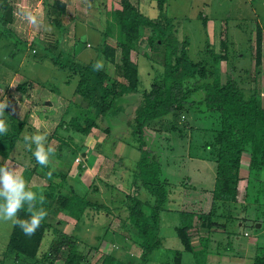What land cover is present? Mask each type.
<instances>
[{
  "label": "rangeland",
  "instance_id": "374dc122",
  "mask_svg": "<svg viewBox=\"0 0 264 264\" xmlns=\"http://www.w3.org/2000/svg\"><path fill=\"white\" fill-rule=\"evenodd\" d=\"M8 2L10 3L8 0H0V8L2 4H8ZM21 2L23 0L11 1L14 8H18L16 6ZM24 2L25 8L20 9L23 11L22 18L24 20L22 22L26 23V26L27 24L31 25L30 28H26L30 29V34H25L22 39L25 44L17 43L12 37L0 33V102H8L9 105L10 100L19 98L22 102V99H25L24 106L21 110L18 109L16 121L24 120L25 123L28 121L27 117H23L22 114L28 113L26 109L33 108L32 103L38 104L39 107L36 114L31 117V122L37 124L34 121L38 119L47 121L49 119L50 121L48 126L45 124L43 128H39L43 129L42 132L47 133L48 138L51 136L50 143L56 148L55 154L50 157L51 163L47 169L59 176L51 174L49 177L48 170L36 166L37 176H34V184H39V186L30 188L36 191L39 196L43 194L42 186L44 187L49 182L55 184L61 181L62 176L63 188H60V195L66 192L67 187H70L77 196H84L88 201L82 213L77 217L59 205L54 197L57 188L53 187L54 195L47 200L46 209L49 213L45 220L50 223L52 228H57L62 237L60 235L53 237L48 232L44 236V244L39 250V259L32 264H48L50 260L52 264H62L69 244H73L75 251L79 254V264H100L106 254L120 258L129 264L138 263L141 250L135 243L133 229L125 220L127 201L123 194L133 192L130 184L131 174L139 153L129 145L123 146V155L119 151L115 153L116 147L121 144L114 139V136L127 134L124 122L129 118L130 109H124L122 106L119 115L113 116L112 119L105 118V122L111 128L110 135L95 128L85 135L72 130L71 118L77 120L76 118L80 117L81 109L87 106V101L74 93L77 74H74L73 71L68 72L67 69H61L51 61V57H56L61 63L75 61L85 64L101 60L97 55V48L102 32L106 31L109 25V12L115 4L110 9L103 5L101 0H91L86 8L88 11L87 21L90 26L84 36L78 34L81 27L76 22H70L71 24L68 23L69 25L66 26L64 20L66 13L58 8L46 6L42 2L41 5H38L35 0H24ZM145 4L139 3V8L146 11L149 17H155L157 12L154 4L151 3L149 10ZM26 10L28 14L31 13L35 17V23L26 20L28 15ZM164 13L173 24L174 36L178 42H184L187 59L191 63L198 62V65H205L209 70L219 74L221 80L227 75L231 76L244 90L254 84L260 90L263 98L264 0H166ZM201 17L205 19L204 23H202ZM55 21L62 25L59 29L56 27ZM256 26H259L262 31L261 56L258 66L254 65L253 54ZM63 27L69 31L74 30L76 35L71 39L72 32L63 30ZM148 35V29L142 27L139 30L136 47L130 52L131 60L137 64L139 89L146 88L151 80L154 77L157 78L162 72V45L154 44L150 47L145 42ZM220 40H224L227 45L228 58L227 60H217L215 63L212 56L223 52L219 44ZM45 48H49V50ZM118 52L119 50L116 54H119ZM104 68L105 66L102 70L106 71L108 77L121 80L113 72L112 67ZM197 69L198 66L188 68L187 73L191 74ZM183 82L185 86L191 87L199 81L196 78H186L183 79ZM21 84H25V88L31 85L32 89L22 93L17 88ZM23 94L28 96H22ZM49 98L52 101V107L49 108L51 110H47L44 105ZM56 99H58L57 102ZM199 99L201 98L196 91L193 95L194 105L199 104ZM125 107L131 108L129 104H126ZM8 108L13 113L12 106ZM18 108L20 107L18 106ZM185 108L181 110L182 112L179 111L174 118L168 116V119L166 116L167 119L157 121L153 126L158 129V135L155 140L148 138L146 144L147 146L153 144L152 148L157 152V158L161 160L162 173L173 184L168 191L167 208H175L180 202L181 208L177 207L176 211L170 212L194 209L195 213L202 214V209L207 208L208 205L204 204L203 206L202 202H195L194 199L206 197L207 188L213 179L214 162L207 158L208 149H205V145L213 139V135L210 136L206 130L212 132V129L216 127V118L213 113L204 110L198 113L197 107L187 110ZM6 110L7 108L3 115ZM3 119H5L4 116ZM188 123L200 128L196 131L197 134L192 135L195 139L191 141V147ZM14 124L17 127L19 122H14ZM27 125L30 133L35 132L32 125V127ZM102 126L100 125V127ZM22 128L20 138L25 133H29L26 131V126ZM126 139H129L128 136ZM20 140L15 143L16 147L12 155H16L14 157L17 160L15 158L14 160L21 161L18 162L17 170L22 172L23 168L20 163L24 164V167L33 168L34 162L31 159L32 152L28 149L25 150V147H28L23 138ZM83 145L88 146L89 149L84 151L81 147ZM83 151L85 157L90 156L88 166H85L84 163V161L87 162L86 158L81 157ZM9 152L10 150L8 154ZM25 176L28 174L25 173ZM262 177L264 180V173ZM36 180L38 181L36 182ZM93 184L98 186V191L92 189ZM84 186L87 189L90 188L86 196L81 193V188L83 189ZM112 192H116V194ZM242 192V186L241 188L239 186V196L237 197L239 202L242 201ZM261 193H264V190ZM135 195L147 203L151 201V198L143 190ZM172 200L173 202L170 203ZM259 200L260 204L254 205L257 206V210L259 207L261 209L264 207V203H261L264 202V199L260 198ZM220 205L222 207H218L217 214H221L222 217L216 219V224L211 227L215 229L213 233H216L214 236L217 239H212L213 235H211L212 242L207 243V247L209 246V249L213 250L207 253V258L210 259L205 264H215L216 260L223 264H229L230 258H226L225 253L231 252L233 253L231 256L234 257L237 254L243 255L246 253L244 251L246 244H251L253 247L255 243L264 247V221L261 224L253 221L257 214L264 216V209L260 213V209L256 211L255 207H248L244 216L245 220L238 225L235 218H226L225 211L228 209L223 207V204L220 203ZM239 209L240 207L236 206L229 210L235 216ZM172 213L162 212L160 215L170 222L167 218H173ZM67 218L68 221L65 222ZM57 220L59 223L55 225ZM162 224L166 227H163L161 232L160 247L151 252L145 264H166L171 259L174 249L179 248L180 243L168 229L169 225L163 220ZM10 227L11 222L0 221V253L5 249ZM201 232L202 230L199 232L189 230L190 241L196 243ZM243 233L247 235L243 236ZM236 236L238 240L235 239ZM170 237L175 243L168 241ZM254 237L257 241L251 242L250 240ZM123 238L129 245L128 249L120 251L117 248ZM50 240H56L59 245H63L57 246V251L51 253V249H47ZM162 241L165 242V246ZM120 246L125 247L126 245L122 242ZM49 254L52 255L51 258ZM212 259L213 262L210 261ZM182 263L192 264L191 254L184 252ZM18 264H28V262Z\"/></svg>",
  "mask_w": 264,
  "mask_h": 264
},
{
  "label": "trees",
  "instance_id": "16d2710c",
  "mask_svg": "<svg viewBox=\"0 0 264 264\" xmlns=\"http://www.w3.org/2000/svg\"><path fill=\"white\" fill-rule=\"evenodd\" d=\"M42 3L48 6L45 0H42ZM152 4L157 12L155 17L141 13L128 0H119L110 11L112 24L118 31L115 43L119 50L116 69L121 80L111 79L103 70H94L95 62L81 64L75 61H66L61 63L56 57H51V61L59 68L77 74L74 93L87 101V106L81 109L80 117H77V120L71 118L72 130L85 135L95 128L110 135L111 128L105 122V118L112 119L113 116L119 115L123 104L131 106V108H127L130 109L129 118L124 122L127 134L114 136V139L116 142L134 147L139 153L131 174L130 184L133 192L123 194L127 201L125 220L133 229L135 243L141 250L139 261L134 264H145L151 252L160 247V213L170 212L166 203L168 191L173 184L162 173L161 160L157 158V152L152 148L153 144L151 146L146 144L148 138L155 140L158 135V129L153 125L159 120L174 118L185 107L186 110L197 107L198 113L204 110L215 115L216 127L212 129V132L206 130L210 136L213 135V139L205 145V149H208L207 158L214 162L213 185L209 192L211 203L208 211L202 214L194 211H179L178 223L173 229L174 236L178 239L181 248L180 250L174 249L171 259L166 263L183 264L181 252L184 251L191 254L192 264H205L208 253L205 244L202 242L201 248H194L188 235L193 226L200 221H205L208 228L215 225L216 219L222 217L221 214H217L218 207H222L220 203L228 209L225 211L226 218H235L237 223L245 220L244 216L251 206L255 207L256 211L260 209V213L264 209V207L262 209L259 207L257 210V206H254L257 203L260 204V198L264 199V193H261L264 190V180L260 178V174L264 173V96L262 98L260 90L254 84L244 90L231 76L227 75L221 80L219 74L209 70L205 65H198V62L191 63L187 59L184 42H178L174 36L173 24L165 16L166 0H152ZM49 6L63 11V4L58 1H53ZM6 7L7 4H2L0 8V33L12 37L17 43L22 42L5 27L6 23L2 14ZM201 19L204 23L205 19L202 17ZM55 22V24L58 23ZM56 27H59V24ZM142 27L149 31L145 42L150 47L154 44L162 45L163 63L161 74L157 78L154 77L146 88L139 89L137 64L130 59V51L136 47L139 30ZM261 36L262 31L259 26H256L253 51L255 66L260 64ZM104 38L105 34L102 33L97 55L113 63L114 48L105 44ZM219 44L223 52L212 56L215 63L217 60H227L228 58L227 45L224 40H220ZM45 49L49 50V48ZM197 66L198 69L195 72L187 73L188 68ZM186 78H196L199 82L187 87L183 82V79ZM17 88L23 93L25 84H21ZM194 91H198L201 98L199 104L196 103V105L193 102ZM128 101L134 103H128ZM166 116L167 118H165ZM5 117L9 130L6 134L0 135L1 157L8 155L7 151L20 139V132L26 124L24 120L16 121L9 115ZM14 122H19L17 127ZM100 125L103 126L100 127ZM188 125L191 147V141L195 139L192 135L197 134L196 131L200 128L189 123ZM127 136L129 139H126ZM244 155L248 158L247 176L245 177L246 184L243 188L242 201L239 202L237 200L238 185L241 180L239 166L241 157ZM31 159L34 162L32 165L34 169L25 167L27 173L35 170L36 166L50 171L47 167L37 164L34 157ZM0 164H2L1 161ZM51 174L58 175L52 171ZM62 178L61 176V181L55 184L49 182L44 187L42 186L44 203L38 204V207H46L47 200L54 195L53 187H55L57 188L55 200L69 213L78 217L88 201L82 196H77L70 187H67L66 192L60 195V188H63ZM140 190L145 191L151 198L149 204L138 199L135 195ZM236 206H239L240 209L234 216L229 209L236 208ZM27 215L24 210H21L18 213V218L24 219L27 218ZM253 221L261 224L264 221V216L257 214ZM48 232L53 237H57V235L62 237V234L56 228H52L45 219L31 237L24 235L19 227H14L11 223L2 254L11 256L13 260L21 256L23 261L28 264L36 263L39 259V250L44 244V236ZM50 241L47 249L50 248L51 253L57 251V246L63 245H59L56 240ZM67 249L62 264H79L80 256L75 251L73 244H69ZM51 262L50 260L48 264H52ZM100 264L129 263L106 254ZM252 264H264V247H257L252 256Z\"/></svg>",
  "mask_w": 264,
  "mask_h": 264
},
{
  "label": "crops",
  "instance_id": "0c3cea01",
  "mask_svg": "<svg viewBox=\"0 0 264 264\" xmlns=\"http://www.w3.org/2000/svg\"><path fill=\"white\" fill-rule=\"evenodd\" d=\"M8 1H10V3L8 2V4H7V7H6V9L4 10V12H3V20L5 21V27L6 28H8L10 31H12L13 33H14V35L16 36V38L17 39H19L20 41H22V42H24L22 39H24V35L25 34H30V29L28 30V29H26V28H30L31 27V25H29V24H27V26H26V23L24 24V22H22L23 20H24V18H22V14H23V11L22 10H20V9H24L25 7V4H23V3H25L24 2V0H23V2H21V3H18L17 4V6L16 7H18V8H14L13 6H12V3H11V1H13V0H8ZM36 1V4H38V5H41V2H42V0H35ZM46 2H47V4L48 5H50L53 1H58V2H60L61 4H63V12L64 13H66V18L64 19L65 20V24H66V26H68L69 24L68 23H70V22H76L77 23V25L79 26V27H81L80 28V30L78 31V34H81V35H84L85 36V33H86V31H87V29L89 28V23H88V21H87V16H88V11L86 10V8L88 7V5H89V3L91 2V0H45ZM101 1H103L102 2V4L103 5H106V7L108 6L110 9H111V7L114 5V4H116L117 2H119V0H101ZM132 5H134V6H136L138 9H139V11L141 12V13H143V14H146V15H148L149 16V14L148 13H146V11H144L143 9H140L139 8V3H146L145 4V6L148 8V10L151 8V3H152V0H148L147 2H146V0H128ZM19 5V6H18ZM71 11V12H70ZM26 12V14H28V12H27V10L25 11ZM69 12H70V14H69ZM109 14H110V12H109ZM26 20H28L27 19V17H26ZM63 20V21H64ZM108 22H109V25L107 26V30L106 31H103L102 33H104L105 34V38H104V43L105 44H107V45H109V46H111L112 48H114V61H113V63H110V62H108V61H106L105 59H104V57H102L101 58V60H99L100 62H102L103 63V65L105 66V68L107 69V68H110V67H112V70H113V72L117 75V69H116V65L118 64V57H119V54H116L117 53V48H116V46H115V43H116V38H117V36H118V34H117V28L112 24V20H111V16L110 15H108ZM29 23V22H28ZM68 24V25H67ZM71 24V23H70ZM60 26H62V25H59V27H57L58 29L60 28ZM110 28V29H109ZM66 29V27L64 28L63 27V30H65ZM109 29V30H108ZM27 30V31H26ZM67 30V29H66ZM67 32H72V34H73V36H71V39L76 35V32L74 31V30H67ZM59 34H60V32H59ZM60 37H61V35H59ZM62 37H63V35H62ZM28 39V38H27ZM27 41V40H26ZM60 41V40H59ZM100 44V43H99ZM58 45H59V42H58ZM117 49V50H116ZM131 52V51H130ZM119 53V52H118ZM131 59V58H130ZM104 68V69H105ZM106 72V71H105ZM108 72V71H107ZM119 80V79H118ZM28 87V88H27ZM25 89H24V92L26 91V90H30V89H32V88H30L31 87V85H29V86H27ZM29 93V92H28ZM22 96H28V95H26V94H23ZM22 98V97H21ZM129 98V97H128ZM19 99V98H18ZM14 99V100H10V103H9V106H12V109H13V113H11V111H10V108H7V110H6V113L3 115L4 117L6 116V115H9V116H11L12 118H14V119H18V116H16L17 115V112H19L18 111V109H20L21 110V108L24 106V103H25V99H22V102H21V99ZM59 99V98H58ZM58 99H56L55 101L57 102V100ZM62 99V98H61ZM63 100V99H62ZM32 102V101H31ZM128 103H134L133 101L131 102V101H128ZM52 101L50 100V98H49V100H47V102L44 104L46 107H47V110L49 109V108H51L52 107ZM32 105H33V108L32 109H30V110H28V109H26L27 111H28V113L27 114H22V116L23 117H27V119H28V121L26 122L27 124H29L30 126L32 125L33 126V130L34 131H36L37 130V127L39 128V127H44V125L46 124L47 126L49 125V119H48V121L46 120V119H44V120H41V119H38V120H35L34 121V123H37V124H33L32 122H31V117H33L35 114H36V110L38 109V107H39V105L38 104H35V103H32ZM125 105L126 104H123V108L124 109H127L126 107H125ZM18 106L20 107V108H18ZM35 107V108H34ZM24 109V108H23ZM49 110H51V109H49ZM68 111V110H67ZM23 113H25V112H23ZM121 113V112H120ZM29 117H28V116ZM3 116L1 117V118H3ZM5 119H6V117H5ZM23 119V118H22ZM25 125L26 126V128L28 127V125ZM31 126V127H32ZM42 128H39L40 129V131H43V129ZM32 130V129H31ZM27 132H29L30 131V129H29V127L27 128V130H26ZM56 131V130H55ZM55 131H53V133L55 132ZM30 133V132H29ZM55 134V133H54ZM54 134H52V135H54ZM51 136H49V138H50ZM53 137H55V136H53ZM23 137L21 136V138L20 139H22ZM48 138V142L50 143V139ZM17 140L15 143H17L18 141H21V140ZM121 144V146H117L116 147V150H115V153H118V151H119V153H121L122 155L124 154L123 152H122V150H123V146H126V144H123V143H120ZM85 145V144H84ZM82 146L83 147V150L84 151H86V150H88L89 148H88V146ZM16 147V145L14 144L13 145V147L11 148V149H9L10 150V152H9V154L7 155V156H3V157H1V162L3 163L4 162V160H8V161H10L12 164H14V165H18L19 163L18 162H21V161H16L17 159L14 157V156H16V155H12V152H13V150H14V148ZM28 148H26L25 147V150H27ZM8 150V151H9ZM7 151V152H8ZM82 152V154H81V157H83V158H86V160H87V162H85L84 161V163H85V166H88V158L90 157V156H88V157H85L86 155H83L85 152ZM16 153V152H15ZM14 158L16 159V160H14ZM247 160H248V158L244 155V156H242L241 157V160H240V166H239V173H240V177H241V180L239 181V185L238 186H240V188H241V186H242V189L244 188V186H245V184H246V179H245V177L247 176ZM24 164H22V163H20V166H22L21 168H23V170H22V173H23V175L26 173V174H28V176H25V179H26V181L29 183V186L30 187H32V186H39V184H37V185H35L34 184V182H35V180H34V176L36 175L37 176V169H35V170H33V171H30L29 173H27L26 172V169H25V167L23 166ZM87 169V168H86ZM123 169H125V168H123ZM69 170H70V168H69ZM24 171V172H23ZM262 174L263 173H261L260 174V178H263L262 177ZM42 176V175H41ZM212 176H214V175H212ZM43 177H45V176H43ZM38 180H36V182H37ZM91 183V182H90ZM191 183H194V182H191ZM212 185H213V179H212V181H211V185L209 186V188H207L208 190L206 191L207 193H206V197H200V199H198L197 198V200H195L194 199V201L195 202H202V204H203V206H204V204L205 205H208V207L207 208H203L202 209V212L204 213V212H207L208 211V208H209V206H210V190H211V188H212ZM88 187V186H87ZM94 191H98V186H96V184H93V188H92ZM118 189V188H117ZM89 190H90V188L89 189H87L85 186H84V188L82 189L81 188V193H82V195H87L88 193H89ZM88 191V192H87ZM238 191H239V187H238ZM243 192H244V189H243ZM243 192H242V195H243ZM113 194H116V192H112ZM111 195V194H110ZM239 196V195H238ZM82 197H84V196H82ZM176 199V198H175ZM174 200V199H173ZM173 200L170 202V203H172L173 202ZM179 200H180V198H179ZM169 203V204H170ZM168 207V206H167ZM178 207V209H180L181 208V205H180V202H179V204L175 207V208H171L170 209V211H173V210H175L176 211V208ZM44 209H46V207H44ZM186 210V209H185ZM46 211H47V209H46ZM179 211L180 210H178L177 212H174V213H172V212H169V213H172L173 214V218H167V220H170V222H167L166 220H165V218H163V216H161L160 215V217H161V220H160V229H159V236L161 237V232H162V230H163V227H166V226H164L163 224H162V220L166 223V224H168L169 225V227L170 228H168V229H170L171 231H172V233H173V235H174V226H176V224L178 223V213H179ZM188 211H194V209L193 210H188ZM47 213H49L48 211H47ZM166 216H168V215H166ZM165 216V217H166ZM64 220V219H63ZM68 221V218L67 219H65V222H67ZM59 223V220H57L56 222H55V225H57V224ZM241 224V222H239L238 223V225H240ZM243 224V223H242ZM207 223L204 221V222H199V223H197L195 226H193L192 227V230L193 231H195V230H197L198 232H199V230H202V232L200 233V236L198 237V240L196 241V243H194V242H191V244H192V246L194 247V248H200V246H201V244H202V242L204 243L205 242V244H206V247H207V243L209 242V243H211L212 242V239H217L214 235L216 234V233H213L214 232V228H208L207 226ZM57 229V228H56ZM204 233H206V234H204ZM245 233V232H244ZM244 233H243V236H246L247 234H245L244 235ZM171 234V233H170ZM211 235H213V237H212V239H210L211 238ZM210 239V240H209ZM235 239L236 240H238V237L236 236L235 237ZM200 240V242H198ZM168 241L169 242H174L175 243V241L173 240V238H169L168 239ZM251 242H256L257 240L255 239V237L254 238H252L251 240H250ZM122 242H124L125 243V247L124 246H120L121 244H122ZM162 244H164V246H165V242H163L162 241ZM128 242L125 240V238H123L122 240H121V242H119V246H118V248L117 249H119L120 251L121 250H125V249H128ZM163 247V246H162ZM251 244H246V246H245V252L246 253H244V252H241V253H244L243 255H241V254H237L236 255V257H234V256H231V255H233V253H228V251H227V253H225L226 254V258H230L229 259V264H252V256H253V254H254V252L256 251V249H257V247H258V245H256L255 243H254V246L252 247V249H251ZM179 250H180V246H179V248H178ZM207 249H208V253L209 252H211V250H213V249H209V246L207 247ZM4 251V250H3ZM2 251V252H3ZM239 251H240V249H239ZM187 253V252H186ZM183 256H184V251L183 252H181V261H182V258H183ZM210 258H207V255H206V258H205V262L207 261V260H209ZM211 262H213V259L212 260H210ZM232 261V262H231ZM20 262H25V261H23V258L21 257V256H19L18 257V259H12L11 258V256H6V255H4V254H2V253H0V264H18V263H20ZM215 264H223L222 262H218L217 260H216V263Z\"/></svg>",
  "mask_w": 264,
  "mask_h": 264
},
{
  "label": "clouds",
  "instance_id": "9594fccd",
  "mask_svg": "<svg viewBox=\"0 0 264 264\" xmlns=\"http://www.w3.org/2000/svg\"><path fill=\"white\" fill-rule=\"evenodd\" d=\"M27 19L35 23V17L31 13L27 15ZM103 67L100 61L93 65L96 71L102 70ZM8 107V102H0V117ZM7 132V122L0 118V135ZM23 140L28 150L32 152L36 163L42 167H48L51 163L50 157L55 154L56 148L48 142L47 133L37 128L33 133H25ZM48 175L51 176V171ZM43 203L44 196L42 194L38 196L37 192L30 188L22 172L17 170V166L4 160L0 164V221L11 222L14 227H19L24 235L31 237L47 216L46 209L38 207V204ZM21 210L28 214L27 218H18Z\"/></svg>",
  "mask_w": 264,
  "mask_h": 264
}]
</instances>
